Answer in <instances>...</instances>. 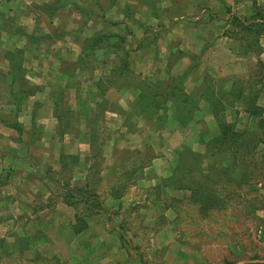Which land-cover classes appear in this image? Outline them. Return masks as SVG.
Masks as SVG:
<instances>
[{
    "label": "rangeland",
    "instance_id": "374dc122",
    "mask_svg": "<svg viewBox=\"0 0 264 264\" xmlns=\"http://www.w3.org/2000/svg\"><path fill=\"white\" fill-rule=\"evenodd\" d=\"M16 1L6 0L9 8L1 5L0 11L15 15ZM138 1L145 3L153 16L164 15L169 21L176 18L173 24L184 27L177 34H181L184 49L190 51L196 46L193 35L198 29L202 37L198 47L202 50L198 54L169 55L163 70H158L161 57L154 56L151 61L157 62L156 72L129 69L136 58L131 51L160 47L165 54L166 48L157 45V40L161 35L166 39L172 23L165 22L162 29L157 26L156 32V22L150 17L148 21L146 14L141 23L132 26L148 36L136 47L131 38L117 46V58L121 62L125 57L128 70L117 78L114 68H108L99 83L105 91L97 89L99 97L112 86L142 90L145 96L141 105L134 107L136 100L107 125L103 114L113 108L103 103L81 117L87 132L83 137L67 132L79 121L73 113L78 110L71 107L78 105L87 111L91 108L87 105L94 104L90 83L79 84L81 73L80 80L68 88L66 80L53 77L45 64L52 61L47 51L62 59L67 50L62 43L64 32L55 29L48 35L42 29L33 35L25 26L28 22L23 24L24 30L18 28L16 16L11 15L0 26V264L264 262V34L257 39L258 48L246 53L243 41L222 36L233 29L231 18L248 19L255 9L264 12V1L247 0L252 2L251 11L246 13L244 2L240 1V6L238 0L230 6L223 0H169V7L175 10L165 8L160 14L159 0ZM68 3L54 0L53 8L41 5L34 10L47 21ZM132 14L130 8L125 10V16L132 18ZM19 32L34 43V50L33 45L18 48L22 46ZM91 37L94 42L87 43ZM119 39H101L94 32L87 37L79 57L88 72L83 77L93 79L94 70L88 71L92 62L103 63L105 69L106 56L100 58L94 51ZM47 43L52 48L41 50ZM193 56L197 68L178 83L189 98L185 103L178 91L166 95L159 83L164 82V88L171 78L182 76L187 69L173 72L171 67L182 57L189 67ZM33 60L40 69H32ZM143 61L136 59L138 65H148ZM49 82L54 90L46 86ZM174 86L176 83L169 88ZM81 89L84 96H79ZM113 91L112 99L117 101L120 96ZM250 98L263 110V127L248 114ZM76 99L80 103L76 104ZM176 108L179 115L189 116L184 125L175 118ZM221 123L243 132L242 147L239 143L225 148L211 143ZM79 138L84 143L74 151L68 149L67 142ZM207 143L211 147L208 151ZM17 179L22 185L18 190ZM62 184L98 195L106 208L117 213L104 211L93 216L86 229L76 234L74 216L81 218L85 206L82 202L75 209L65 205ZM112 190L121 196L112 198ZM17 203L23 205V211H15Z\"/></svg>",
    "mask_w": 264,
    "mask_h": 264
},
{
    "label": "crops",
    "instance_id": "0c3cea01",
    "mask_svg": "<svg viewBox=\"0 0 264 264\" xmlns=\"http://www.w3.org/2000/svg\"><path fill=\"white\" fill-rule=\"evenodd\" d=\"M68 1L69 3L67 5L62 6L58 10H56L55 11L56 14L55 15L53 14V16L51 18H48L47 21L43 20L38 15V13L34 10V8H37V7L39 8L41 5H48V7H51L52 6L51 4L54 3V0H17L16 4H18V12L15 13V15H13L12 13H9V14L11 16H16V19L18 21L16 19L15 20L17 23L16 26L18 28H23L24 30V27L27 26L30 29V33H32L33 35L38 34V32H40L42 29H43V32L48 35L50 34V31L52 32L55 29H59V31H63L64 38L62 40V43L66 45L67 50L64 47L65 52L63 53L61 60H60V57H56L55 53L53 54L54 56H52L51 55L52 52L47 51L46 56H48V60H52V61H47L45 62V64L47 65V67L50 68V70L54 74L53 77L66 80V84H69L67 86L68 88H71V85L73 82H77V80H80L79 77L81 73H82V80H80L79 84L85 85L84 84L85 82L90 83L91 85L90 89L92 90L93 92L92 94L95 97L92 99L94 104L93 105L88 104L87 106H90L91 108L88 109L87 107V111L83 107L81 109V107H78V105H76L73 108L71 107V110H74V111L78 110L75 112L71 110L70 111L74 113V115L76 116V120L77 118L79 119L78 123H74L73 128L69 129L67 132V133H71V136L79 135L78 137H83L87 134V132H85V129L83 131L82 125L84 126V122L81 123V117L87 114L89 115L91 112H94V110H98L99 107L103 103L104 105H108L113 108L110 111L107 109L105 114H103L105 124L109 125L110 120H114V118L120 117L123 111H128L129 108L132 106V104L137 100L139 96V91L135 92V88L131 89V88L126 87V88L115 89L113 88V86L107 92H105L103 96H100V97L97 96V93H99L97 90V86L106 77L107 73L109 72L108 68L115 69L119 65V59L117 58V56H119L120 54L119 52H117L118 51L117 49H119L117 48V46L118 45L121 46L124 43L123 44L119 43L118 40L116 41V43L108 44V46H105L104 48L100 47L96 51H94V53L100 54V58H102L103 54L106 56L105 66H104L105 69L101 67V65H104L103 63L99 64L100 63L99 61L92 62L90 64H92L93 66L90 69H88V71L92 69L94 70L93 73L95 75H93V79L91 80L90 78L86 79V77H83V75L88 74V72L84 70L83 66H81V61H79L80 59L79 57L81 56V53L83 52L84 44H85L87 37H89L92 32L99 35L100 37L107 38L109 41H110V38H113V40H115L119 36L123 42H125L126 40L125 38H129V39L131 38V40H133L135 44L134 47H136V45L142 40L141 38L144 37L145 39L146 36H148V34H145L144 32L139 33L138 29L132 25H134V23L136 24L141 23V20L143 21L146 14L148 15L147 16L148 21L150 17V20L152 22H156V24L154 25V28H155L154 30H156L158 27H159L158 29H162V24H165V22L172 23V26H170V28L167 26L169 29V32H167V34L165 35L166 39L162 40L161 38L162 35H161L160 37H158V40H157V45H160L161 47L166 48L164 50L165 54L162 52V49H160V47H158L157 49L154 48L153 50H147L146 52H141V51H133V52L131 51L130 52L132 53V55L136 56V58H134L133 61H131V64L129 65V69L136 71V68L138 67V72L140 73H144L143 70H146V71L152 70L153 72L157 71V69L155 68V64H157V62L151 61L154 58V56L156 59H157V56L158 58L161 57L160 61H162L163 63L162 62L159 63L160 67L158 68V70H163L165 66L167 67L169 55L175 52L181 53L182 56L185 53H189V52L198 54L202 50V48L200 49L198 47L200 46V43H199L200 38H202L200 35V31L198 29L194 30V32L196 33L195 35H193V40L196 41L194 44L196 46H193V48L190 51L187 49H184L182 47L183 42L180 39L181 34L177 35L178 32L180 31V27L181 28H184V27H182L178 23L173 24V21L176 20V18L169 21L168 17L164 15H163V18H160V17L158 18L157 14L156 16H153L152 15L153 11L151 10L149 11V7L145 3L141 4L138 0H68ZM223 1L228 6H230V4H233L234 2L233 0H223ZM240 1L244 2V4H242L243 8L245 7L244 12L246 13L250 12L251 11L250 4L253 0L250 2H248L247 0H238V4H240ZM256 1H259V0H256ZM257 3L259 4V2ZM257 3L256 5H258ZM245 4H248L246 5L247 7L245 6ZM1 5L4 8H9L10 6L8 3H6V0H0V10H1ZM158 6L160 8L158 14H160V11H164L165 8H168V10L172 9L169 7V6H172L169 0H159L157 7ZM127 8H130L133 12L132 18L124 15L125 10H127ZM172 10H175V9H172ZM10 15L5 14L2 11H0V26L1 25L4 26L3 24H5V20L10 18L9 17ZM196 18H199V17H196ZM25 22H28L29 25L25 24L24 26L23 24ZM147 24H151V23L147 22ZM126 29L130 31L132 34H128L127 31L124 32ZM1 31H3V29H1ZM107 31L111 32V34L110 35L106 34L105 32ZM19 35L20 37H22L20 38L21 39L20 43L22 46H18V48H23V47L28 48V47H31V45H33L32 50L36 48L34 43H31L27 39H24L25 38L24 34L19 32ZM160 41L161 42L163 41V42L160 44ZM260 44L262 46V43ZM54 46L55 45H53V47ZM41 47H42L41 50H45L47 48L49 50L50 48H52L50 43H47V46H41ZM213 49H211L210 51H214ZM145 57H147V60L143 61ZM137 58H139V60L143 61L144 63H148V65H143V64L138 65V63L136 62ZM36 62L37 61L35 60L31 62L32 69L39 68V64ZM185 62H186L185 59L182 57L179 62H175L174 65L171 67L173 68L172 71L174 72L175 69L177 70L187 69L188 66H186L187 63ZM50 65L52 66L50 67ZM64 69L72 70V72H64ZM140 73H137V74H140ZM142 75L144 76V74H141V76ZM187 77H189V74L187 75ZM50 84L51 83L49 82L48 84H46V86L50 87ZM50 88L51 90H54V87L52 85ZM82 90L84 89L80 90L79 96H84L82 94ZM113 90H115L116 93H118L120 96L119 99H117V101L112 99V96H114L113 93H115ZM47 102L50 103V100L48 101L47 99ZM78 103L80 102L79 100L76 99V104ZM52 117H54L53 114H52ZM49 118H50V115H49ZM83 143H84V140L82 138H79V139H74L73 142L69 141L67 142V145L66 144L65 145L68 147V149H71L74 151L78 144H83ZM67 153H70V152H67ZM16 163L18 165V162ZM47 166L49 168L50 166L49 162ZM45 181L46 180H43L42 182H45ZM16 182H17L16 187L18 190L20 181L18 182V179H17ZM20 186L22 187V185ZM14 209L16 212H21V210L23 211V205L17 203Z\"/></svg>",
    "mask_w": 264,
    "mask_h": 264
},
{
    "label": "trees",
    "instance_id": "16d2710c",
    "mask_svg": "<svg viewBox=\"0 0 264 264\" xmlns=\"http://www.w3.org/2000/svg\"><path fill=\"white\" fill-rule=\"evenodd\" d=\"M51 8H53V7L51 6ZM230 25L233 27V29H230V31L228 30V31L223 32L222 36L232 38V39H236L238 41H243L244 42L243 43V53H246L247 51H252L253 48L254 49L258 48L257 39L264 34V12L259 10V9H255V12L253 13V15L250 16L248 19H240L237 17H233L230 20ZM92 38L93 37H91L90 41L87 40V43L92 44L94 42V40L92 41ZM100 38L102 39V37H100ZM118 41H119V43H122L121 39H119ZM89 47H90V45H89ZM89 47L85 46V48H87V49H89ZM17 53H20V51H17ZM177 55L182 56L181 53H179V52L177 53ZM18 56H21V55H18ZM11 57H14V56L11 55ZM191 61H192V64L187 68V70L184 72V74L180 77L171 78L169 81L170 82L169 85L166 84V85H164L165 87L162 88V85L164 84V82L159 83L161 85L160 90L162 91V90L166 89V95H169V96H172V94L175 91H178L179 96H182L184 98V102L185 103L188 102L189 98H187L185 96V94L182 91L181 86L179 87L178 83L182 84L184 82L186 76L188 74H190V72H192L193 70H195L197 68V66H196L197 58H195L193 56V57H191ZM193 61H196V62L193 63ZM114 70H115V74H117V78H121V76H123L125 74V72L128 70V65L126 66V63H125V57H123L121 62L119 61V65ZM175 83L179 87V89H177V86L169 88V86L171 84H175ZM98 87H99V90L101 91L100 93H103L105 91L103 88L100 89V84L97 86V89H98ZM167 89H169V90H167ZM205 92H206V90L202 91V93H205ZM144 96L145 95L141 90L139 92V96L137 98V102L135 103L134 107H138L141 105ZM157 96H162V95L158 94ZM164 101L162 100L161 103H164ZM252 101H253V99H251V98L248 101L249 102L248 114L251 117L257 118L258 125L263 127V118H262L263 110L260 107H258L257 105L253 104L254 102H252ZM140 114L145 115V116L148 115L146 112H141V111H140ZM175 114H176L175 118H177L178 123H180L181 125H184L183 122L185 120L189 121L188 114L185 113L184 115H182V114L179 115L177 108L175 109ZM127 116H129V114ZM16 125L19 126V124L17 122L15 123V126ZM219 127H220L219 132L216 136H214L212 138L211 143L220 144L222 146V148H225L228 144L239 143L240 147H242L243 141L245 140L243 132H238V131L234 130L232 128V126L230 124H227V123H221L219 125ZM207 148H211L210 144L208 145V143H207V145H205V149L208 151ZM62 186L66 191V194H64L62 197L65 205L70 206V207L75 209L77 204L79 202L80 203L82 202L83 205L85 206V211L83 212V216H81V218L78 217V214H76L74 216L75 217V219H74L75 225L73 226V231L76 234L81 233L86 229L88 222L90 220H92L93 216L101 214L104 211H107L108 213H112V214L117 213V212H112L111 209H109V208H106L103 205L100 197L96 194L89 192L88 190L73 189V188L67 187V185H65V184H62ZM120 196H121L120 192L112 190V192H111L112 198L118 199ZM223 264H234V263L225 261ZM242 264H264V262H253V263L248 262V263H242Z\"/></svg>",
    "mask_w": 264,
    "mask_h": 264
}]
</instances>
